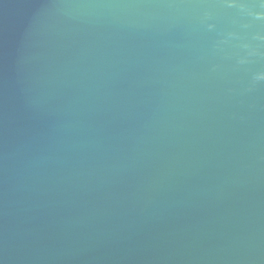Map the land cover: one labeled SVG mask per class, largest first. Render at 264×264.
<instances>
[{
	"label": "water",
	"instance_id": "obj_1",
	"mask_svg": "<svg viewBox=\"0 0 264 264\" xmlns=\"http://www.w3.org/2000/svg\"><path fill=\"white\" fill-rule=\"evenodd\" d=\"M0 264H264V0H0Z\"/></svg>",
	"mask_w": 264,
	"mask_h": 264
}]
</instances>
